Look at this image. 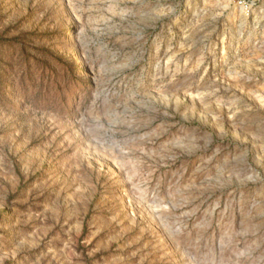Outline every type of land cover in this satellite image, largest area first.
<instances>
[{"label": "rangeland", "instance_id": "rangeland-1", "mask_svg": "<svg viewBox=\"0 0 264 264\" xmlns=\"http://www.w3.org/2000/svg\"><path fill=\"white\" fill-rule=\"evenodd\" d=\"M0 264H264V0H0Z\"/></svg>", "mask_w": 264, "mask_h": 264}, {"label": "bare ground", "instance_id": "bare-ground-1", "mask_svg": "<svg viewBox=\"0 0 264 264\" xmlns=\"http://www.w3.org/2000/svg\"><path fill=\"white\" fill-rule=\"evenodd\" d=\"M79 61H80V60H79ZM79 61H78V62H79ZM80 68H81V67H80Z\"/></svg>", "mask_w": 264, "mask_h": 264}]
</instances>
